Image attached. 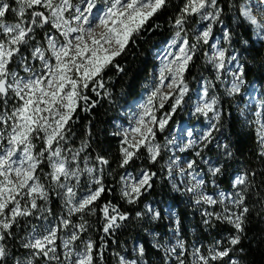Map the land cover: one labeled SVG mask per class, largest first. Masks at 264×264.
Masks as SVG:
<instances>
[{"label": "snow or ice", "instance_id": "snow-or-ice-1", "mask_svg": "<svg viewBox=\"0 0 264 264\" xmlns=\"http://www.w3.org/2000/svg\"><path fill=\"white\" fill-rule=\"evenodd\" d=\"M170 9L159 83L127 127L116 123L115 156L93 147L91 122L77 144L78 110L113 102L106 70L124 72L117 57ZM261 56L264 0H0V264H106L109 240L133 221L146 237L112 251L115 264H156L153 254L160 264H243L250 222L264 223V71L253 78L250 65ZM196 61L210 72L191 109L203 127L160 142L186 103ZM238 124L251 129L259 167H236L229 129ZM162 180L205 229L227 235L189 244L184 213L144 203Z\"/></svg>", "mask_w": 264, "mask_h": 264}, {"label": "trees", "instance_id": "trees-1", "mask_svg": "<svg viewBox=\"0 0 264 264\" xmlns=\"http://www.w3.org/2000/svg\"><path fill=\"white\" fill-rule=\"evenodd\" d=\"M171 11L172 10L170 9L169 12L160 14L150 20L149 25L158 23L160 27L155 28L154 30L143 31L140 37L135 38V43H130L125 53L120 57H117L116 62L124 68V72L118 73L116 69L111 67L106 70L104 78L106 81V87H109L111 90L113 102L110 103L108 99H100L95 93H89L93 99H100V102L91 112H82L78 110L80 120L73 125L74 131L76 132L77 144L80 139L83 138V134L85 133L87 126H89V122H91V130L95 138L93 147L96 151H101L103 149L113 157L115 156L119 140L116 137L111 136L112 130L109 128L110 123L113 121L115 115H119V118H122L121 114L125 106L122 101L123 99L128 100L129 102H135L139 99L142 85L148 78L151 69L154 66L150 54L152 53L150 52L151 47L164 42L170 37L171 29L167 21ZM147 27L148 26H146V28ZM240 31L243 32L244 29H240ZM257 47H259V45ZM261 59H264V56L258 57L256 62L250 60V65L253 67V78L259 75L260 72L264 71V69H261L259 66V61ZM201 75L206 77L210 76L207 68L203 66L200 61H196V66L187 76L188 83H191L192 80H200ZM193 77H195V79H193ZM257 86L259 87V85ZM192 89H194V86ZM120 97L125 98L120 99ZM241 104H243V101H241ZM232 110L234 111V109ZM175 119L176 118L173 117L172 122H174ZM229 131L232 134L233 141L239 140L235 149L238 161L236 167H259L258 162L253 156L255 145L251 129L242 124H238L235 132H232L231 129H229ZM139 165L151 167L152 170H156V166L148 165L145 162L142 164L137 162V166ZM233 170L234 169H230L229 173L231 174ZM221 187L224 188L226 185L222 184ZM108 199H111V197H108ZM152 200L173 204L174 207L177 208L178 213H184L182 219L187 230L184 233V238L189 244H203L208 246L216 239H220L222 236L227 235V233L223 231V226H221L219 230L205 229L200 223V216H191V212L184 210V208L179 206L176 201L168 202L167 197L160 191L158 182L155 190L147 197L144 203ZM93 218H95V222L93 221ZM93 218L90 217L93 224V230L91 233L96 235L94 239L98 240L102 233L95 229L100 228L101 225L97 222V217ZM164 223H168V221L165 220ZM137 228L138 226L135 221H133L126 227L117 231L114 237V239L118 241L117 243H112V240H109V250L106 253V264H114L111 252L121 249L125 244L129 245L127 242L132 238V231H135ZM259 229H264V223H260L258 218H254L249 225V231L247 233L248 239L243 242L245 246L250 245L251 249L249 254V249L246 247L243 264H264V246L259 243L260 238L261 236H264V233L259 232ZM151 259L152 261H156V259L159 260L156 254H153Z\"/></svg>", "mask_w": 264, "mask_h": 264}, {"label": "rangeland", "instance_id": "rangeland-1", "mask_svg": "<svg viewBox=\"0 0 264 264\" xmlns=\"http://www.w3.org/2000/svg\"><path fill=\"white\" fill-rule=\"evenodd\" d=\"M165 42H166V40L160 44H156V45H153L151 47L150 52H152V53H150V54L152 56V61L154 62V66L152 67L148 78L144 81V83L142 85V88L140 90V97L135 102H129L128 100H125V99L122 100L123 103L125 104L123 112L121 114L122 118H119V115L118 116L115 115L113 117V121L110 123V127H109V128H111L112 132L116 130V127H115L116 123H119V124L123 125L124 127L128 126V114L130 112L137 111L139 104L143 103L146 100L149 91L155 85H157L159 83V81H158V70L161 66V59L160 58L164 54ZM208 74L210 75L209 71H208ZM199 81L200 80L197 79V80H192L191 83H189L190 92H189L188 96L192 97V99L189 100L188 96H186L185 97L186 103L184 105H182L181 108L177 109L176 113L173 115V117L176 118L175 121L172 122V120H171L169 122V127L165 130L164 133H158V139L160 140V142H163L164 137L169 135L170 131L175 133L177 140H181L182 137L186 139L187 130L193 129L194 131H196V130H199L201 127H203V124H201V122H200V120H203V118L201 117L200 120H197L195 117H193L191 115V109H192L193 104L196 100V92L200 87ZM167 83H168V81H165V84H167ZM193 86H194V89H192ZM165 90H167V89H165ZM262 91H264V90H262ZM122 98H125V97H120V99H122ZM246 100H247V97L245 98V101ZM245 101H243V103ZM170 103H171V101L166 103L164 109H161V112L168 111ZM157 115H160V113H157ZM114 118H116V119H114ZM205 123H206V121H205ZM116 138L119 140L118 137H116ZM177 154L180 155L182 158L188 156L187 153H177ZM188 158H191V157H188ZM140 163L142 164L143 162H140ZM139 166H141V165H139ZM158 184L160 186V191L162 192V194H164L167 197L168 202L176 201V202H178L177 204L179 206H182L184 208V210H188L189 212H191V216H199V212L196 209L189 207V205L185 202H181V201L185 200L184 197H180L178 193H173L170 191V187L167 186L166 180L158 181ZM149 202H155V201H153V200L147 201L146 203H149ZM167 204L168 203H165L164 205H161V206H166ZM124 206L127 208L132 207L129 205H124ZM142 206L143 205H139V207H142ZM174 208L177 211V208L176 207H174ZM93 221L95 222V218H93ZM90 234H91L92 238L94 239V237L96 235H93L92 233H90ZM139 236L146 237V233H144L140 227H138L135 231H132V238L130 240H128V242H127V243H129V245L125 244V246H123L121 249L115 250V251L122 252V253H125L126 251H130L133 244L137 242V239ZM147 239L150 241L151 238L147 237ZM139 242L143 243L144 240H140ZM111 257H112V255H111ZM113 259H114V257H113ZM155 262H156V264H160L159 260H157V259ZM114 264H115V259H114Z\"/></svg>", "mask_w": 264, "mask_h": 264}, {"label": "built area", "instance_id": "built-area-1", "mask_svg": "<svg viewBox=\"0 0 264 264\" xmlns=\"http://www.w3.org/2000/svg\"><path fill=\"white\" fill-rule=\"evenodd\" d=\"M107 88H109V87H107ZM110 89V88H109Z\"/></svg>", "mask_w": 264, "mask_h": 264}]
</instances>
